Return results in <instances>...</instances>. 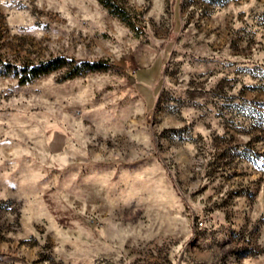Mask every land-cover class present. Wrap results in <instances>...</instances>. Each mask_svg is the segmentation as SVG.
Here are the masks:
<instances>
[{
  "label": "rangeland",
  "instance_id": "1",
  "mask_svg": "<svg viewBox=\"0 0 264 264\" xmlns=\"http://www.w3.org/2000/svg\"><path fill=\"white\" fill-rule=\"evenodd\" d=\"M117 1L0 0V264H264V0Z\"/></svg>",
  "mask_w": 264,
  "mask_h": 264
},
{
  "label": "trees",
  "instance_id": "2",
  "mask_svg": "<svg viewBox=\"0 0 264 264\" xmlns=\"http://www.w3.org/2000/svg\"><path fill=\"white\" fill-rule=\"evenodd\" d=\"M99 4L105 8L109 14L118 18L128 26L131 25L130 15L117 0H98ZM110 65L106 61H76L67 57H54L36 64L1 65L3 76H12L18 79L19 85H27L33 81L48 76L58 70L65 69L66 74L63 80H72L89 73L106 71Z\"/></svg>",
  "mask_w": 264,
  "mask_h": 264
}]
</instances>
